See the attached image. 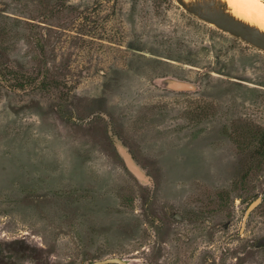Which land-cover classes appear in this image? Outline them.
I'll return each instance as SVG.
<instances>
[{
  "label": "rangeland",
  "instance_id": "374dc122",
  "mask_svg": "<svg viewBox=\"0 0 264 264\" xmlns=\"http://www.w3.org/2000/svg\"><path fill=\"white\" fill-rule=\"evenodd\" d=\"M261 129L264 51L175 0H0V264H264Z\"/></svg>",
  "mask_w": 264,
  "mask_h": 264
},
{
  "label": "water",
  "instance_id": "95a60500",
  "mask_svg": "<svg viewBox=\"0 0 264 264\" xmlns=\"http://www.w3.org/2000/svg\"><path fill=\"white\" fill-rule=\"evenodd\" d=\"M176 3L191 15L197 17L201 21L215 26L222 32H225L241 41L264 51V32L260 29L242 22L229 13L219 5L215 0H203L186 3L184 0H175ZM169 88L175 91L193 90L194 86L188 83L173 81L169 84ZM262 201L258 198L253 202L245 214V223L252 213ZM92 264H129L126 260L121 258H108L100 261H95Z\"/></svg>",
  "mask_w": 264,
  "mask_h": 264
},
{
  "label": "bare ground",
  "instance_id": "6f19581e",
  "mask_svg": "<svg viewBox=\"0 0 264 264\" xmlns=\"http://www.w3.org/2000/svg\"><path fill=\"white\" fill-rule=\"evenodd\" d=\"M203 0H194V2ZM236 19L264 31V0H215ZM187 2V1H186ZM193 2V1H192ZM191 2V3H192ZM189 3V2H188ZM241 15V17L235 13ZM263 28V29H262Z\"/></svg>",
  "mask_w": 264,
  "mask_h": 264
},
{
  "label": "trees",
  "instance_id": "16d2710c",
  "mask_svg": "<svg viewBox=\"0 0 264 264\" xmlns=\"http://www.w3.org/2000/svg\"><path fill=\"white\" fill-rule=\"evenodd\" d=\"M261 136L259 138V143H260V146H259V154L264 157V129H261ZM239 146V145H238Z\"/></svg>",
  "mask_w": 264,
  "mask_h": 264
},
{
  "label": "flooded vegetation",
  "instance_id": "af4514ba",
  "mask_svg": "<svg viewBox=\"0 0 264 264\" xmlns=\"http://www.w3.org/2000/svg\"><path fill=\"white\" fill-rule=\"evenodd\" d=\"M127 261V260H126ZM128 262V261H127ZM129 263V262H128ZM130 264V263H129Z\"/></svg>",
  "mask_w": 264,
  "mask_h": 264
},
{
  "label": "snow or ice",
  "instance_id": "6c2138e0",
  "mask_svg": "<svg viewBox=\"0 0 264 264\" xmlns=\"http://www.w3.org/2000/svg\"><path fill=\"white\" fill-rule=\"evenodd\" d=\"M256 2H258V0H256Z\"/></svg>",
  "mask_w": 264,
  "mask_h": 264
}]
</instances>
